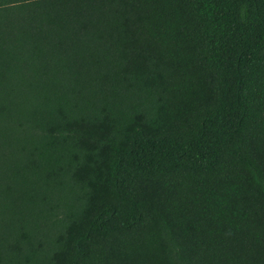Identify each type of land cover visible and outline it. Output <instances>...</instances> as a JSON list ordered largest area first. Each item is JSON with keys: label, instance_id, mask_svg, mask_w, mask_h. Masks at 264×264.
Returning a JSON list of instances; mask_svg holds the SVG:
<instances>
[{"label": "trees", "instance_id": "1", "mask_svg": "<svg viewBox=\"0 0 264 264\" xmlns=\"http://www.w3.org/2000/svg\"><path fill=\"white\" fill-rule=\"evenodd\" d=\"M0 264H264V0H0Z\"/></svg>", "mask_w": 264, "mask_h": 264}, {"label": "rangeland", "instance_id": "2", "mask_svg": "<svg viewBox=\"0 0 264 264\" xmlns=\"http://www.w3.org/2000/svg\"><path fill=\"white\" fill-rule=\"evenodd\" d=\"M19 119H20V118H19ZM9 123H10V124H13V125H16V124H18V120H17V119H15V120H11ZM26 128H27L28 130H30V131H33V129H32L31 126H27Z\"/></svg>", "mask_w": 264, "mask_h": 264}]
</instances>
